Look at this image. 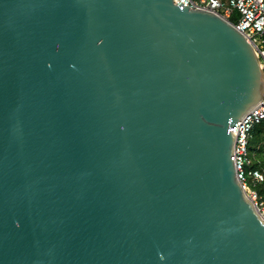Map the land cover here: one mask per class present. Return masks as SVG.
I'll return each mask as SVG.
<instances>
[{"label": "water", "instance_id": "water-1", "mask_svg": "<svg viewBox=\"0 0 264 264\" xmlns=\"http://www.w3.org/2000/svg\"><path fill=\"white\" fill-rule=\"evenodd\" d=\"M173 0H0V264H264L229 130L264 70Z\"/></svg>", "mask_w": 264, "mask_h": 264}, {"label": "built area", "instance_id": "built-area-1", "mask_svg": "<svg viewBox=\"0 0 264 264\" xmlns=\"http://www.w3.org/2000/svg\"><path fill=\"white\" fill-rule=\"evenodd\" d=\"M178 6L203 9L222 15L229 20L253 46L264 70V0H173ZM235 17V21L231 19ZM264 124V96L242 120L229 130L235 132V146L232 159L237 178L246 195L253 202L259 216L264 219V198L256 187L264 182V173L253 167L254 159L250 151V140L257 125Z\"/></svg>", "mask_w": 264, "mask_h": 264}, {"label": "trees", "instance_id": "trees-1", "mask_svg": "<svg viewBox=\"0 0 264 264\" xmlns=\"http://www.w3.org/2000/svg\"><path fill=\"white\" fill-rule=\"evenodd\" d=\"M231 21L234 22L235 17ZM250 151L254 159L253 167L260 169L264 173V161L260 157V160H258L253 154L254 152H258V154L264 155V124L255 127L252 139L250 140ZM256 190L264 198V182L258 184Z\"/></svg>", "mask_w": 264, "mask_h": 264}, {"label": "rangeland", "instance_id": "rangeland-1", "mask_svg": "<svg viewBox=\"0 0 264 264\" xmlns=\"http://www.w3.org/2000/svg\"><path fill=\"white\" fill-rule=\"evenodd\" d=\"M253 154L255 155V157H256L258 160H260V158H261L262 161H264V155H263V154L260 155V154H258V152H254ZM259 157H260V158H259Z\"/></svg>", "mask_w": 264, "mask_h": 264}]
</instances>
